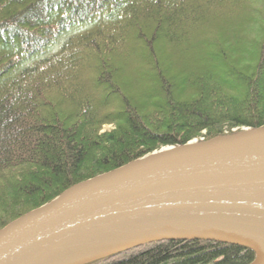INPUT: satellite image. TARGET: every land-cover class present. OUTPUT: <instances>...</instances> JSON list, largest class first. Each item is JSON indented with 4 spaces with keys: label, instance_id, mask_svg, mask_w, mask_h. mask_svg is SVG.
I'll list each match as a JSON object with an SVG mask.
<instances>
[{
    "label": "trees",
    "instance_id": "obj_1",
    "mask_svg": "<svg viewBox=\"0 0 264 264\" xmlns=\"http://www.w3.org/2000/svg\"><path fill=\"white\" fill-rule=\"evenodd\" d=\"M263 126L264 0H0V229L164 146ZM254 256L160 240L86 264Z\"/></svg>",
    "mask_w": 264,
    "mask_h": 264
},
{
    "label": "water",
    "instance_id": "obj_2",
    "mask_svg": "<svg viewBox=\"0 0 264 264\" xmlns=\"http://www.w3.org/2000/svg\"><path fill=\"white\" fill-rule=\"evenodd\" d=\"M201 239L264 264V126L144 154L0 229V264H86L145 243Z\"/></svg>",
    "mask_w": 264,
    "mask_h": 264
},
{
    "label": "rangeland",
    "instance_id": "obj_3",
    "mask_svg": "<svg viewBox=\"0 0 264 264\" xmlns=\"http://www.w3.org/2000/svg\"><path fill=\"white\" fill-rule=\"evenodd\" d=\"M129 58H131L130 60H132V62H131V63H132V66H134V62L137 61L138 57H135V56H132V55H131ZM111 126H112L111 124H108V125H105L104 128H105V129H106V128H110ZM193 140H197V139L194 138ZM164 147H165V146H164ZM162 148H163V147H162Z\"/></svg>",
    "mask_w": 264,
    "mask_h": 264
}]
</instances>
